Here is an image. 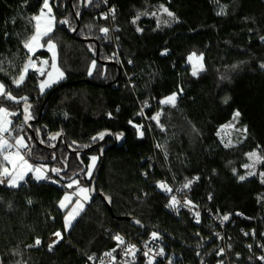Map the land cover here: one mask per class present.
I'll return each instance as SVG.
<instances>
[{
  "label": "trees",
  "instance_id": "1",
  "mask_svg": "<svg viewBox=\"0 0 264 264\" xmlns=\"http://www.w3.org/2000/svg\"><path fill=\"white\" fill-rule=\"evenodd\" d=\"M105 1L115 9L110 23L101 15L100 0H49L56 27L47 39L56 43L57 64L66 76L58 84L88 81L65 84L46 99L41 118L30 123L36 142L23 124V107L28 118L36 119L57 84L41 92V77L31 69L19 86L14 81L30 60L24 44L43 0H0V105L19 112L12 124L23 125L25 158L48 167L41 181L27 175L16 187L0 182V264H85V254L111 250L116 233L137 240L151 232L170 252L199 264L217 241L197 246L217 238L215 228L205 216L194 224L183 211L169 214L168 197L156 189L162 178L172 186L196 178L185 198L214 215L231 216L230 261L261 264L247 257L264 246V183L257 174L244 175L243 165L248 153L264 158V0ZM161 5L175 19L166 12L159 20L153 16ZM139 13L147 15L133 24ZM111 25L116 28L112 34ZM193 53L202 57L195 76L188 59ZM34 55L48 53L38 50ZM91 61L95 66L89 75ZM172 93L177 94L175 106L160 103ZM237 111L244 137L226 147L217 129ZM134 125L141 126L142 136ZM105 130L120 137L116 146L112 136L93 141ZM59 132L63 136L57 143ZM109 144L95 189L110 198L111 212L100 197H90L64 230L65 212L58 203L67 185L76 180L89 188L99 151ZM91 155L97 156V164L86 178ZM53 168L61 170L58 175ZM258 170L264 171V159ZM127 216L154 229L141 230L123 219ZM57 230L60 240L47 248L45 241ZM218 252L204 264H215L222 258Z\"/></svg>",
  "mask_w": 264,
  "mask_h": 264
},
{
  "label": "rangeland",
  "instance_id": "2",
  "mask_svg": "<svg viewBox=\"0 0 264 264\" xmlns=\"http://www.w3.org/2000/svg\"><path fill=\"white\" fill-rule=\"evenodd\" d=\"M42 8H43V3H42L41 9ZM41 9L34 16V17H39V19L33 20V26H34L33 33L30 35V37L26 41V42L30 43L31 51L28 48H26V50L30 55V60L27 63V65H28V69H31V70L33 69L32 66L39 64V60H38V58L34 57V54L38 50H46L49 52L48 57L44 60V61H47V63L43 64V67L45 69H47L46 75L44 78L40 79L39 84H38V87L41 90V83L43 82L45 85L43 90L45 91V89H47V87L49 85H51V84H49V81L51 78L56 79L57 82L55 84H58V83L64 81L66 76L64 75V73L62 72V70L59 68V66L57 64V45H56V43L51 40V42L55 45V48L49 50L48 45H47V41L49 39H47V36L42 35L49 27H51L50 33H52L53 30L55 29L56 25H55L54 14L52 13V11L49 13L47 8H43V14H41ZM163 12H164L163 9H159L157 12H153V13L156 14L155 16L159 20V19L163 18ZM37 27L39 28V33L41 34V39L38 42L30 41V38L34 34H36ZM53 57H55L56 66H57V69L59 71H57L51 67ZM191 61H192V64L195 65V68L198 69V67L201 64V59L199 57L193 56ZM24 69H25V67H24ZM33 70L36 71V68ZM93 70H94L93 61H91V63L88 66V69H87V74H89V72L92 73ZM49 72L52 73L51 76H48ZM25 73L26 72L23 70L22 74H25ZM35 73L37 74V72H35ZM60 73H63V76H60ZM41 92H42V90H41ZM3 94H0V96ZM172 94H170V95H172ZM170 95L163 97L160 101L164 100L166 97H168ZM0 108L6 109V112L3 114V116H4V122H5L4 126L7 127V129H8L7 132L2 133L0 135L7 134L12 141V142H9L7 140V142L9 145H12V147L14 148V152L12 154H6L5 151L0 152V153H4L3 157H5V156L9 157V160H7V161L5 160V162L7 164V166H6L7 172L0 175V181L4 182L6 185H8L10 187H16L29 174L35 180H37L36 179L37 176L46 177L48 167L44 164H34V163L29 162L25 158V155H24L25 153H23V151H22V149H24L25 147H20V145H17L15 143L16 139L23 137L22 143L27 146V140H26L25 134L22 130L23 125L19 122L12 124L14 119H16V117H14L16 111L8 109L3 105H0ZM233 117H234V115H233ZM9 121H10V123H9ZM217 136L223 145H228V146L234 145L235 143H237L238 141L243 139L244 129L238 125V119L237 118L236 119L232 118L228 123L218 127ZM258 155L260 156V154H258ZM93 156H95V155H91L90 158ZM20 157H23V160L27 161V165L32 166L31 170L28 168L27 165H25L21 162ZM95 157H97V156H95ZM90 158H89V163L87 165V168H88V166L92 165V170H91V175H92V173L95 169V166L97 164L96 163L97 160L95 161V163L93 165V162L91 161ZM259 163L260 162H256L254 164V166L251 168H245L244 165L253 164V159H250L248 156L247 163L243 165L244 175L249 176L248 175L249 172H255L258 175L259 179L262 181L260 173H262L264 171L258 170V164ZM36 168H39L40 171L39 172L35 171ZM21 176H23V179H20ZM86 178H89V177L86 175ZM10 180L12 181L11 184L9 183ZM41 180H44V179H40L37 181H41ZM73 181H76V180H73ZM12 184H15L16 186H12ZM81 187L88 189L86 186L78 185V184H73V186L71 188L68 187L67 190L64 192L63 196L61 197L59 203H58L59 208L65 212L64 216H63V229L64 230H68L70 228V226L74 222L75 218L78 216L80 211H82V209L85 207L86 203H88L90 200L89 191L86 193L79 192V188H81ZM66 196L69 199L65 200L64 198ZM77 200L80 201L79 204L76 203ZM61 201H63V203L65 205L64 207L60 206ZM70 212L75 216V218L71 219L70 225L66 228L65 218H66V216L69 215ZM151 233H154V232H151ZM215 264H218V262H216Z\"/></svg>",
  "mask_w": 264,
  "mask_h": 264
},
{
  "label": "built area",
  "instance_id": "3",
  "mask_svg": "<svg viewBox=\"0 0 264 264\" xmlns=\"http://www.w3.org/2000/svg\"><path fill=\"white\" fill-rule=\"evenodd\" d=\"M100 1L101 6L103 7V11L101 13L102 17L107 16L109 23L112 22L115 17L113 18V13L111 10L114 9V7L112 5H108L105 0ZM115 29V26L111 25L110 33L112 34V31ZM104 37L105 39L107 38L106 35H104ZM113 41L115 43V40ZM113 54L114 58L118 60L117 53L114 52ZM14 117L18 118L19 112L16 111ZM3 137L5 140L12 142L7 134L3 135ZM22 151L23 153H25L27 151V147L22 149ZM13 152V147L5 151L6 154H12ZM188 181L194 182L196 181V178L186 180L177 186L170 185L164 178L159 179L156 182V189L168 197V203L165 205L166 211L172 215L178 214L179 212L183 211L188 214L189 218L194 224H199L203 216L209 219V223L212 224L215 228L214 236H216L220 241V247L218 250H224L222 258L217 261L218 264H221V262L222 264H235L234 262L230 261V257L227 252L229 249H231L230 241L233 239V236L228 232L227 228V225L230 223L231 216L227 214L229 216V219L221 223V218L224 215H214L208 210H202L200 207L193 203H190L187 206H181L185 203V201H188L184 195L190 187H183ZM159 183L167 184L168 188H170L172 191L167 192L163 190L161 187L158 186ZM173 196H175L176 199L180 201V204L176 205V207H169L168 205ZM197 212H199V222H197V218L195 215ZM57 232L61 234V231L57 230L45 241L46 245L48 246L47 248H49V246L60 240L62 235L57 237L55 235V233ZM117 235L123 238L124 243L120 244L117 240L114 239L116 245L111 250L103 251L99 254H85V264H170V262L171 264H189L184 260L183 256L180 253L170 252L166 248L164 241L159 236L153 238L152 233H149L143 238L137 240H130L120 233H116L115 236ZM129 246H134V248L130 251ZM113 249H115V251H113ZM106 253H111V255H105ZM117 253H119V257H117ZM145 253H147V255H145ZM234 256L239 257V254H234ZM260 257H264V246H260L257 252L249 253L247 259L249 261L256 260L257 262L264 264V260L260 259Z\"/></svg>",
  "mask_w": 264,
  "mask_h": 264
},
{
  "label": "snow or ice",
  "instance_id": "4",
  "mask_svg": "<svg viewBox=\"0 0 264 264\" xmlns=\"http://www.w3.org/2000/svg\"><path fill=\"white\" fill-rule=\"evenodd\" d=\"M87 3H88V4H91V3H92V0H87ZM160 7L163 9L164 12L167 13L168 16L173 17V18L175 19V15H174V13H172L171 11H169V10H168L166 7H164L163 5H161ZM43 8H47L48 11H49V13L52 11V9H51V7H50V4H49V0H43ZM43 8L41 9V14H43ZM111 11H112V13H113V18H114L115 9H112ZM219 14H222V12H221V13H218V15H219ZM78 15H79V13L77 12V16H78ZM141 15H147V13H139V14L136 16V18H134V19L132 20V23L135 24V23L137 22V20L140 18ZM152 15L155 16L156 14H155V13H152ZM105 18H107V16H105ZM32 19H33V20H38L39 17H33ZM61 23H67V21H61ZM100 31L106 34V33L109 31V29H108V28H101ZM137 31H142V29L137 28ZM50 32H51V27H49V28H48V29H47L42 35H43V36H48V34H49ZM40 39H41V34L39 33V28L37 27L36 34H34V35L30 38V41H36V42H38ZM262 39H264V38H262ZM47 45H48L49 50L55 48V45L51 42V39H49V40L47 41ZM24 46H25V48H28V49L31 51V47H30V43H29V42H25ZM193 56H195V53H193L192 55H190V56L188 57L189 61L192 60ZM201 59H202V57H201ZM43 63H47V61H44ZM93 66H95V62H93ZM51 67H52L53 69L59 71V70L57 69V66H56L55 57H53ZM261 67L264 68V65H261ZM201 68H202V65H201ZM27 69H28V65H25V69H24V71L27 72ZM196 74H197V71H196V68H195V66H194V68H193V75L195 76ZM41 75H44V72H43V71H41ZM51 75H52V73L49 72V73H48V76H51ZM89 75H91V72H89ZM60 76H63V73H60ZM24 79H25V75H24V74H21L20 77H19V79H18V80H15L14 83H16L17 86H19V85L23 82ZM44 86H45V85H44V83L42 82V83H41V90H42V91H43V89H44ZM3 92H4V85H3V84H0V94H3ZM8 98H9V99H15L14 97H11L10 93L8 94ZM21 99L27 100V97H23V98H21ZM176 99H177V94H176V93H173L172 95L166 97L164 100L160 101V103H162V104H171L172 106H175ZM17 102H18V101H17ZM225 102H227V100H225ZM25 110L27 111V108H26ZM5 112H6V109L0 108V134L5 133V132L8 131L7 127L4 126V125H5V122H4V116H3V114H4ZM158 116H159V114H157V116H153L152 119H153V120H158ZM239 116H240V113L237 111V112L234 114L233 119H236V118L239 117ZM25 119L27 120L28 117L26 116ZM9 123H10V121H9ZM129 123H131V121H129ZM134 127H137V130H138L139 134L142 136V135H143V132H140V127H141V126H135V125H134ZM109 134H110V133L101 132V133L98 134V137H93V141H95V140H97V139H101V140H102V139L104 138L105 135H109ZM121 135H122V134H121ZM117 138L119 139L120 137L118 136ZM22 141H23V137H20V138L16 139L15 143H16L17 145H20V147H26V145L23 144ZM225 146L227 147L228 145H225ZM11 147H12V145H9V144H8L7 140L4 139L3 135H0V152H2V151H7V150L11 149ZM86 147H87V146H86ZM247 155L249 156L250 159H253V164H251V165L246 164V165H244L245 168H251V167L254 166V164H255L256 162H260L261 159H264V158H261V157L258 155L257 152H251V153H248ZM90 159H91V161L93 162V165H94L95 161H96L98 158L95 157V156H93V157H91ZM4 160H6V161L9 160V157H8V156H5V157H4ZM20 160H21V162H22L23 164L27 165V161L23 160V157H20ZM27 166H28V168L31 170V167H32V166H31V165H27ZM91 170H92V165L88 166V168L85 170V171H86V175H87L89 178H91ZM35 171L39 172L40 169H39V168H36ZM51 171H52L53 173H56V174L58 175L59 172H60L61 170H60V169L53 168V169H51ZM233 171H234V173H235V170H233ZM4 172H7V169H4ZM0 174H3V173H0ZM255 174H256L255 172H249V173H248L249 176H251V175H255ZM260 176H261V178H262V181H261V182L264 183V172L260 173ZM45 178H46V177H43V176H37V177H36L37 180L45 179ZM245 178H246V177L243 176V175L239 176V179H240L241 181L245 180ZM20 179H23V176H21ZM197 179H198V178H197ZM0 182H2V181H0ZM9 183L11 184L12 181L10 180ZM78 183H79L78 181H72V182H70L67 186H68L69 188H71V187L73 186V184H78ZM191 183H192V181H188L183 187H184V188H189L190 185H191ZM12 186H16V185H15V184H12ZM158 186L161 187L163 190H165V191H167V192H171V191H172L170 188H168L167 184H165V183H159ZM88 191H89V190L86 189V188H83V187L79 188V192H81V193H86V192H88ZM64 199L67 200V199H69V198L66 196ZM76 203L79 204L80 201L77 200ZM190 203H191V201H185V203H184L183 205H181V206H187V205L190 204ZM179 204H180V201H178V200L176 199V197L173 196V197L171 198V201H170V203H169L168 206H169V207H176V205H179ZM60 206H61V207H64V206H65L64 203H63V201H61ZM195 215H196V218H197V222H199V212H197ZM74 218H75V216H74L71 212L69 213L68 216H66V218H65V226H66V228L70 225V223H71V219H74ZM228 219H229V216H228V215H224V216L221 218V223H223L224 221H227ZM137 223H139V222L137 221ZM55 235H56L57 237H59L61 234H60L59 232H57V233H55ZM157 235H158V234L155 233V232L152 233L153 238H156ZM217 235H219V234H217ZM245 235H248V233H245ZM114 239L117 240L120 244L124 243L123 238L120 237L119 235L115 236ZM39 243H40V241L37 240V241H36V244H39ZM50 248H51V246H50ZM133 248H134V246H129V250H130V251H131ZM249 248H251V245H249ZM113 251H115V249H113ZM223 251H224L223 249H220L219 252H218V254H219V255H222V254H223ZM161 254H162V253H161ZM105 255H109V256H110L111 253H106ZM145 255H147V253H145ZM90 259H91V257H90ZM260 259L264 260V257H260ZM170 264H171V262H170ZM221 264H222V262H221Z\"/></svg>",
  "mask_w": 264,
  "mask_h": 264
},
{
  "label": "water",
  "instance_id": "5",
  "mask_svg": "<svg viewBox=\"0 0 264 264\" xmlns=\"http://www.w3.org/2000/svg\"><path fill=\"white\" fill-rule=\"evenodd\" d=\"M76 29H77V27L74 28V29L70 32V34H71L72 37L75 36ZM95 58H96V59L98 58L97 52H96V54H95ZM86 81H88V80H87V79H86V80L83 79V80H77V81H71V82H63V83H61V84H57L55 87H53V88L47 93L46 97L44 98V100H43V102H42V104H41V106H40L39 114H38L37 118L34 119V120H32V119H30V118H28L27 120L25 119V117L27 116V114H26V111L24 110V109H25V106L23 107V112H22V116H21V118H22L23 124L25 125L26 130L30 133V135L32 136L33 140H35V141L37 142L36 138H35L34 135H33V132H32L31 129H30V123H31L32 121H36L37 119H40V118H41L42 109H43V106H44V103H45L46 99H47V98H48L53 92H55L58 88L62 87V86L65 85V84L75 83V82H86ZM103 132L110 133L109 135H105L103 139H105V138H107V137H109V136H112V133H111L110 130H105V131H103ZM61 136H63V135H62V133H60V132L56 134L57 143H58V141L60 140ZM112 138H113V144H112V145L116 146V145L118 144V138H117L116 136H114V135L112 136ZM103 139H102V140H103ZM94 146H95V145L91 146L90 148H92V147H94ZM109 146H111V145H110V144H109V145H106V146H104L103 148H101L100 151H99L100 163H99V166H98V168H97V170H96V172H95V174H94V177H93V179H92V181H91V183H90L88 189H89L90 197H91V198H93V197H100L101 202H102V203L108 208V210L111 212V200H110V198H109L108 196H106V195H104V194L98 192V191L95 189V182H96V179H97V177H98V175H99V173H100V171H101V169H102V166H103V156H102V155H103V152L105 151V149H106L107 147H109ZM114 218L117 219L116 217H114ZM123 219L127 220L131 225L136 226L137 228H139V229H141V230H144V229H146V228H147V229H154L152 226H146V225L142 224L139 220H137L135 217H132V216L123 217ZM137 221H138L139 223H137ZM212 241H217V244L215 245V247H214L212 250H210V251H209V252H208V253H207V254H206V255L200 260L199 264H204L205 261L209 258V256L212 255L213 253H215V252L218 250V248H219V246H220V241H219L218 238L213 237L212 239L207 240V241L204 242L203 244L197 246V249H202V248L206 247V246H207L210 242H212Z\"/></svg>",
  "mask_w": 264,
  "mask_h": 264
},
{
  "label": "crops",
  "instance_id": "6",
  "mask_svg": "<svg viewBox=\"0 0 264 264\" xmlns=\"http://www.w3.org/2000/svg\"><path fill=\"white\" fill-rule=\"evenodd\" d=\"M47 53L49 54V52L47 51ZM34 57H36V58H38V60H39V64H34L35 66H32V68L33 69H35L36 68V71H34L33 69V71L34 72H37V75L39 76V77H41V78H44L45 77V75H46V72H47V69H45L44 67H43V62H44V60L48 57V55L46 56V57H44V56H37V55H34ZM39 68H41V70L39 69ZM41 71H43L44 72V75H41ZM57 82V80L56 79H53V78H51L50 79V81H49V84H51V85H49L48 87H47V89H49L52 85H54L55 83ZM47 89H45V90H47ZM41 91V90H40ZM44 91V90H43ZM30 175V174H29ZM31 176V175H30ZM61 235H62V232H61Z\"/></svg>",
  "mask_w": 264,
  "mask_h": 264
},
{
  "label": "bare ground",
  "instance_id": "7",
  "mask_svg": "<svg viewBox=\"0 0 264 264\" xmlns=\"http://www.w3.org/2000/svg\"><path fill=\"white\" fill-rule=\"evenodd\" d=\"M41 70V68H39Z\"/></svg>",
  "mask_w": 264,
  "mask_h": 264
}]
</instances>
